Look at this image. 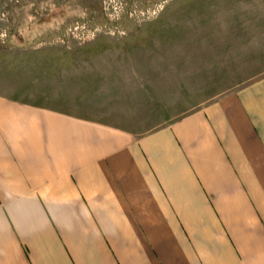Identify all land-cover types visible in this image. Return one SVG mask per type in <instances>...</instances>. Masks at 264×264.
Masks as SVG:
<instances>
[{"label":"crops","instance_id":"obj_1","mask_svg":"<svg viewBox=\"0 0 264 264\" xmlns=\"http://www.w3.org/2000/svg\"><path fill=\"white\" fill-rule=\"evenodd\" d=\"M118 109L0 96V264H264V76L147 129Z\"/></svg>","mask_w":264,"mask_h":264},{"label":"rangeland","instance_id":"obj_2","mask_svg":"<svg viewBox=\"0 0 264 264\" xmlns=\"http://www.w3.org/2000/svg\"><path fill=\"white\" fill-rule=\"evenodd\" d=\"M262 76L264 0H0V96L27 105L147 129Z\"/></svg>","mask_w":264,"mask_h":264}]
</instances>
